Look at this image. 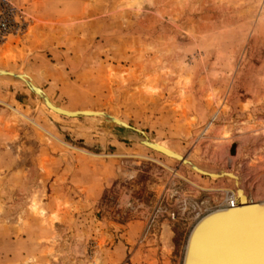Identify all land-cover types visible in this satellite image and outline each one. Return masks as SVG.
<instances>
[{"label":"rangeland","instance_id":"obj_1","mask_svg":"<svg viewBox=\"0 0 264 264\" xmlns=\"http://www.w3.org/2000/svg\"><path fill=\"white\" fill-rule=\"evenodd\" d=\"M15 1L0 69L145 136L0 75V264H183L235 184L148 141L264 200V0Z\"/></svg>","mask_w":264,"mask_h":264},{"label":"bare ground","instance_id":"obj_2","mask_svg":"<svg viewBox=\"0 0 264 264\" xmlns=\"http://www.w3.org/2000/svg\"><path fill=\"white\" fill-rule=\"evenodd\" d=\"M4 74L7 78L27 84L29 90L43 99L47 108L61 116L78 118L75 117L78 114L72 115V113L78 112L83 116L100 115L112 124L128 125L118 118L102 112L72 111L62 108L44 95V91L29 77L26 76L27 81L23 77L0 69V75ZM33 87L41 91L37 90L38 92H36ZM45 97L53 106L59 108L60 112L49 107L44 100ZM147 145L157 152L179 160L202 175L219 179L229 178L235 184L234 190H220L225 195L222 205L209 210L196 222L187 241L183 264H264V200H255L254 195L249 194L242 176L229 171H209L168 147L162 148L151 141H148ZM201 223V227L197 230ZM191 243L193 252L188 259ZM199 245H202V250H198Z\"/></svg>","mask_w":264,"mask_h":264},{"label":"built area","instance_id":"obj_3","mask_svg":"<svg viewBox=\"0 0 264 264\" xmlns=\"http://www.w3.org/2000/svg\"><path fill=\"white\" fill-rule=\"evenodd\" d=\"M31 18L15 0H0V48L26 35Z\"/></svg>","mask_w":264,"mask_h":264},{"label":"water","instance_id":"obj_4","mask_svg":"<svg viewBox=\"0 0 264 264\" xmlns=\"http://www.w3.org/2000/svg\"><path fill=\"white\" fill-rule=\"evenodd\" d=\"M33 90L34 91H36V92H38L37 90H39V91H41L40 89H35L34 87H33ZM45 102H46V104L49 106V107H52L54 110H57L58 112H60V109L59 108H57V107H55V106H53L49 101H48V99L45 97ZM78 114V115H77ZM72 115H77V116H75V117H84L83 115H82V113H72ZM119 126H121V127H123V128H125V129H128V130H133V131H135V132H137L138 134H141L142 136H144V132L143 131H141V130H138V129H136V128H134V127H132V126H130V125H125V124H119ZM146 144V143H145ZM260 209V208H259ZM201 225H202V223L198 226V228H197V230L201 227ZM196 230V231H197ZM192 247V243H191V245H190V247H189V254H188V259L191 257V253L193 252L192 250H193V247ZM201 247H202V245H199V247H198V250H200L201 249ZM202 250V249H201Z\"/></svg>","mask_w":264,"mask_h":264}]
</instances>
